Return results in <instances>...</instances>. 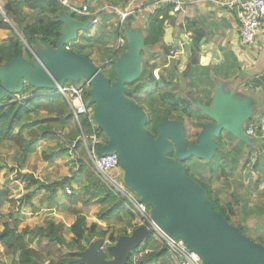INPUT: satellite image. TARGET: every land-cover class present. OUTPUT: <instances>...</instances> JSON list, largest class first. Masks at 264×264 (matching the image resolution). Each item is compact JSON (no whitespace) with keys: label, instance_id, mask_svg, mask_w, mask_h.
Listing matches in <instances>:
<instances>
[{"label":"water","instance_id":"95a60500","mask_svg":"<svg viewBox=\"0 0 264 264\" xmlns=\"http://www.w3.org/2000/svg\"><path fill=\"white\" fill-rule=\"evenodd\" d=\"M59 21L62 27L54 48H28L30 63L13 58L0 66V100L20 94L26 86L56 91L67 83L87 82L94 122L106 138L96 153L116 154L124 185L150 208L154 224L171 239L183 240L201 264H264V248L213 211L204 190L183 166L191 159L209 163L219 150L216 139L224 135L248 144L243 125L250 119L249 106L235 100L232 93L216 89L208 105L194 101L198 112L208 119L194 142L187 143L183 125L172 120L161 121L156 137H152L145 128V112L128 97L133 90L127 88L140 77L141 53L148 50L144 37L126 30L125 51L113 63L111 82L91 61L66 49L90 33L91 21L81 23L72 13L61 15ZM173 25L172 19L164 36L167 44ZM149 239L150 233L143 226L112 245L94 239L67 264H128L131 253Z\"/></svg>","mask_w":264,"mask_h":264},{"label":"trees","instance_id":"16d2710c","mask_svg":"<svg viewBox=\"0 0 264 264\" xmlns=\"http://www.w3.org/2000/svg\"><path fill=\"white\" fill-rule=\"evenodd\" d=\"M1 1L4 15L0 16V30L14 32L16 36L9 37L0 43V66L7 64L13 58H21L30 63L32 55L28 48L32 51H37L55 47L62 27L59 17L70 13L67 9L60 6L56 0ZM109 3L113 6L117 5L114 1L109 0ZM171 8L172 6L168 5L150 18L144 33V42L148 48H155L162 41L165 31L164 25L167 21H170L167 10ZM72 15L81 23L91 21L94 17ZM97 22L95 34L89 38L87 36L79 37L69 43L66 49L76 52L89 61V56L97 52L101 61H106L100 68L101 72L103 71L105 77L112 82L114 80L113 63L125 49L114 51L107 48L106 45L111 40V36L106 34L108 24L104 14L100 15V19ZM188 26L189 24L186 22L185 24L179 23L174 27L180 32L185 31V29L187 31ZM127 27H131L129 22H127ZM123 28V24L121 25L116 21L114 23V35L119 37L120 33L123 32ZM92 29L93 26H91ZM201 39L202 37L198 33L193 34L191 39L192 57L181 73L177 72L174 61L171 60L172 62L166 65L167 68H170L169 72H167V68L162 72V69H159L157 65L150 63L155 59L152 52L141 53V74L137 81L127 85V88L133 90V93L128 97L133 101L139 102L140 99L137 97L139 92L151 89L148 91V95L151 97L153 93L154 98L143 100L142 103L145 106L141 104L140 106L147 118L146 131L152 137H156V128L161 121H179L183 125L185 120L192 117V102L189 98L180 95V93L185 91L180 89V86L181 82L188 81L186 89L193 93L192 95L195 96V99L193 98L194 101L199 98L196 95L203 93L205 90L204 88L203 90L199 88L200 84L203 83V72L200 71L197 61V50ZM83 48L85 49L84 51ZM162 51L163 63L166 64V59L170 57V48L163 46ZM108 67L110 69L105 72L104 69ZM156 70H158V73H156ZM51 92L53 91L36 90L26 86L20 94L6 96L3 100H0V144L6 142L13 145L23 158H27L34 152L37 145L49 141L57 142V137L59 136L62 143L59 142L58 146L67 149L66 147L76 144L74 150L82 151V147L75 143L80 135V130L76 126H72V116L68 104L57 95H43V93ZM208 104V101L205 102V105ZM41 114H44V116L40 119L39 116ZM36 118L39 119L37 120ZM196 120L200 122L201 116H197ZM81 130L85 134L91 132V126L86 120L81 121ZM24 131H26L25 134H23ZM98 133L101 134L102 132L98 130ZM228 139L229 142L232 141V137L228 136ZM216 143L219 146V150L209 163L191 159L198 161L196 162L197 172L201 176L206 172L211 176H216L217 179L228 177L234 169L236 160L232 158L230 162L228 161L230 152L226 150L227 144L223 143L220 138L216 139ZM238 144L239 146L242 145L240 142ZM232 152L237 155L239 154V149L234 148ZM169 156L173 157L172 154ZM52 158L53 156L48 157L49 160ZM76 163H78V168L73 175L74 181H80L81 184L79 186L82 189L91 190L93 198L102 197L99 203L110 205L106 214H98L100 222L104 223L108 229H111L108 238H106V230L95 222L88 223L85 216L79 212H74L76 218L70 227L64 228L62 224L55 225L49 222L44 229L37 228L23 231L18 230V224H10L9 219H11L12 213L9 214V218H5L0 213V223H2L0 244L4 248L6 255L13 258L11 264H67L77 258L76 253L85 250L92 240H108L109 244L112 245L119 237L128 235L135 228V225H133L135 218L124 207L123 200L116 198L112 192L105 188L89 167L79 160ZM191 178L204 190L213 211L221 214L230 223V218L235 215L231 206L229 204H221L219 198L213 194L211 186L205 184L204 180L197 179L195 176ZM30 179L31 184H29L28 188L36 184L38 185L36 190L49 188V186L33 180L31 176ZM55 192L52 187V197ZM10 195V191L0 187V210L11 201ZM78 199V195H73L71 198L68 197L71 205L75 204ZM19 207L21 208L22 205ZM124 222L125 227H116L117 224L121 225ZM128 229L130 230L129 232ZM65 233L71 236L69 241L65 238ZM34 235L38 236V242L46 240L49 246H55L57 250L52 253L48 252L47 257H44L41 252H36L29 247V244L33 242ZM141 247L149 248L150 251L135 263L132 261L134 252L131 253L128 264H173L167 248L155 242L152 238ZM74 248L75 251H73Z\"/></svg>","mask_w":264,"mask_h":264},{"label":"rangeland","instance_id":"374dc122","mask_svg":"<svg viewBox=\"0 0 264 264\" xmlns=\"http://www.w3.org/2000/svg\"><path fill=\"white\" fill-rule=\"evenodd\" d=\"M88 7H90L89 4ZM94 32L88 33L87 37L89 38L95 34ZM13 36H16L14 32L7 31L4 37L0 38V43ZM156 54H158L157 50ZM97 57L98 55L95 54L94 58ZM153 62L152 64L157 66H166L168 64L163 63L162 58L159 60L155 59ZM92 64L101 71L100 68L102 66L99 59L98 61L93 59ZM108 69L110 68L104 69L105 72ZM102 74L105 76L103 71ZM202 87H206L204 83L199 86V88ZM180 89L185 90L180 95L189 98L192 102V117L185 120L183 124L185 140L187 143H192L208 119L201 117L200 122L196 120V117L202 116V114L196 109L193 99L195 96L192 95L191 91L186 89V82H181ZM149 90L151 89L143 90L137 95L140 100L139 102H134L139 107H141L140 104L145 106L142 103L143 100H151V97L154 98L153 93L149 97ZM204 100L205 96L203 94L199 95L198 101L204 104ZM43 116L44 114H41L39 118L41 119ZM39 118L36 119L38 120ZM72 126L75 127L73 121ZM57 140V142L49 141L37 145L34 152L27 158H23L13 145L6 142L0 144V187L7 189L11 194V201L0 210L1 215L9 218V214L12 213V217L9 219L10 224H18V230L23 231L35 230L37 228L44 229L49 222L55 225L62 224L64 228L70 227L76 218L74 212H79L85 216L88 223L95 222L102 229L106 230V238H108L111 229H108L104 223L100 222L98 214H106L110 205H102L99 203L102 197L93 198L91 190L82 189L79 186L81 182L74 181L73 175L78 168V163H76L77 157L74 150H71L70 147H66L67 149H65V147L57 145L61 142V137L58 136ZM249 140L248 144L242 143L240 146L236 140H232L227 144L228 149L226 150L230 152L228 161L230 162L232 158L236 160L234 169L228 177L225 176L217 179L216 176H211L206 172L202 174L204 176L202 177L197 172L196 162L198 161L195 160H189L183 166L188 176H195L197 179L204 180L205 184L210 185L213 194L219 198L221 204H229L231 206L235 215L230 218V223L233 226H243L247 235L253 241H257L260 236L264 237V153L259 151L260 143L258 141H254L251 138ZM234 148L239 149V154H233L232 150ZM50 156H53V158L49 160L48 157L50 158ZM30 176L36 182L49 186V188L36 190L38 187L36 184L26 189L25 186L28 187L31 184ZM110 176L139 201V198L124 185L122 169L115 174H110ZM52 187L56 191L53 197L51 196ZM32 190L35 191L32 192ZM73 195H78L79 199L75 204L71 205L68 197L71 198ZM21 205L22 207L20 208L19 206ZM148 209L150 210V208ZM137 217L138 215L136 214L133 222L135 226L138 225ZM116 227H125V222L121 225L117 224ZM1 229L2 223H0ZM65 238L69 241L71 236L65 233ZM104 242H108V240ZM29 247L36 252H41L44 257H47L48 252L52 253L57 250L55 246H49L46 240L38 242L37 235H34L33 242L29 244ZM73 251H75V248ZM12 260L13 258L6 255L4 248L0 244V264H11Z\"/></svg>","mask_w":264,"mask_h":264},{"label":"crops","instance_id":"0c3cea01","mask_svg":"<svg viewBox=\"0 0 264 264\" xmlns=\"http://www.w3.org/2000/svg\"><path fill=\"white\" fill-rule=\"evenodd\" d=\"M110 1H114L117 5L113 6L109 3V0H71V3L78 8L84 4L87 6L89 4L90 16H94L92 20L99 21L100 15L104 14L108 24L106 34L111 36V40L106 46L114 51L125 49L126 30L138 32L144 37L150 18L156 12L170 5L167 2L168 0ZM183 1L185 5L179 13L173 14L171 9L167 10L170 21L165 23V31L170 27L172 19L175 23L171 33V42L169 44L165 43L163 37L157 47L148 48L146 52L150 53L151 51L156 60L160 58L163 60L162 48L163 46L169 47V55L171 52L173 55L166 59L167 63L174 61L177 72L181 73L192 57L191 39L193 34L198 33L202 39L197 50V61L200 71L203 72L202 82L206 86L202 87L201 90L203 88H206V90L196 96L199 97V95L203 94L205 96L204 101L209 102L215 90L219 89L225 94L232 93L235 100L245 102L251 109V115L250 119L243 125L244 132L245 127L250 122H257L264 115V20L261 23L254 44L252 46H244L240 42L235 9L220 4H229L233 0ZM115 9L129 13L122 23L124 28L119 37H116L113 33L114 23L116 21L119 22V16ZM127 22L130 23L131 27H127ZM186 22L189 24L187 31L185 29V31L179 32L174 27L179 23L185 24ZM97 23L93 26L92 33L95 31ZM6 32L7 30H0V38H3ZM120 40L123 41L122 44ZM156 50L158 54H156ZM95 54L98 55L97 58H94ZM89 59L91 62L93 59L96 61L99 59L101 66L106 63V61L102 62L99 54L95 52L89 56ZM153 61L150 63H154ZM158 68L162 69L163 72L167 66L158 65ZM156 71L158 72V70ZM169 71L170 68H167V72ZM187 83L188 81H186V85ZM196 101L199 102L198 100ZM202 105H205V103ZM228 136L224 135L220 140L225 144H229ZM251 139L260 143L259 151L264 153V140L259 138ZM232 140L236 139L232 138ZM25 188L29 189L27 186Z\"/></svg>","mask_w":264,"mask_h":264},{"label":"built area","instance_id":"2783aa9c","mask_svg":"<svg viewBox=\"0 0 264 264\" xmlns=\"http://www.w3.org/2000/svg\"><path fill=\"white\" fill-rule=\"evenodd\" d=\"M60 6L67 9L70 13L90 16L87 5H82L80 8L75 7L71 0H56ZM171 6V12L177 14L185 5L183 0H168ZM222 6L234 8L236 20L238 23V32L240 42L244 46H252L258 35L261 23L264 20V0H233L229 4L220 3ZM3 4L0 0V15L3 16ZM119 16V22L122 24L128 17L129 13L116 10ZM97 21L91 20L92 26H95ZM122 44L123 41L120 40ZM173 53H170L172 56ZM89 84L85 81L76 83H67L61 88L51 93H43L45 96L57 95L64 100L69 108L72 116V121L80 130V135L75 141L82 147V151L74 150L76 144L71 145V150H74L77 160L81 161L85 166L89 167L94 173L97 180L107 188L112 194L124 202V207L134 216L137 214V226H143L150 233V238L155 242L165 246L170 254L173 264H200L199 257L191 253L186 244L181 239L173 240L168 237L161 229H159L151 219V213L148 207L140 203L130 192L126 191L110 176L120 171L119 161L116 154L98 155L96 150L106 144V138L103 133H98V127L94 122L93 106L89 105ZM86 122L91 126V132L85 134L81 130V121ZM244 134L248 138H259L264 140V115L257 122H250L244 129ZM106 246L109 242H104ZM150 251L149 248L140 247L132 255V261L135 263Z\"/></svg>","mask_w":264,"mask_h":264},{"label":"flooded vegetation","instance_id":"af4514ba","mask_svg":"<svg viewBox=\"0 0 264 264\" xmlns=\"http://www.w3.org/2000/svg\"><path fill=\"white\" fill-rule=\"evenodd\" d=\"M202 118H206V117H204V116H201ZM208 121V120H207ZM231 224V223H230ZM232 225V224H231ZM235 227H239V228H241V230H242V232H243V234L247 237V238H249L252 242H254V243H256V244H259V245H261L263 248H264V237H259L258 238V240L257 241H253L248 235H247V233H246V230H245V228L243 227V226H235Z\"/></svg>","mask_w":264,"mask_h":264}]
</instances>
